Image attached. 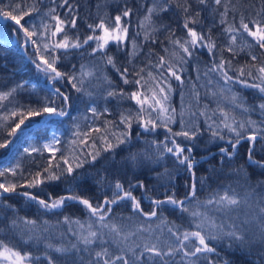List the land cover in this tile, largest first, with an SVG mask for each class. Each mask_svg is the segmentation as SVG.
I'll use <instances>...</instances> for the list:
<instances>
[{
    "label": "snow or ice",
    "instance_id": "1",
    "mask_svg": "<svg viewBox=\"0 0 264 264\" xmlns=\"http://www.w3.org/2000/svg\"><path fill=\"white\" fill-rule=\"evenodd\" d=\"M51 2L56 4V0ZM196 2L203 7L193 12L190 0H154L140 21L138 27L141 31L136 35L143 34L146 42L156 43L154 33L160 29L155 27L153 18L171 11L173 7L182 14L185 35L178 37L175 30L168 28V46L163 47L162 55L150 50L146 66L120 68L107 53L109 44L114 43L119 48L130 43V64L141 47L135 38H129L130 24L125 18L131 17V8L123 9L110 23L104 18L95 24L89 23L87 27L90 33L81 39L78 32H71L77 28L79 17L70 0H60L58 7L66 10L63 17L57 7H49L41 13L38 5H42L43 0H35L30 6L27 0H9L8 4L0 0V17L11 21L15 31L22 33L25 47L31 45L33 55L29 59L36 71L44 75L48 85L47 93L34 104H19L18 107L9 105L14 103L18 91L25 89L27 81L17 83L7 91H0V109L5 110V114L0 116V132L16 137L22 126H26V121L35 117H58L61 121L68 118L72 121L67 141L62 140L63 132H53L45 142L32 143L24 148V154L32 158L33 162L35 156L43 158L44 153H48L43 166L37 164L34 171H25L21 157L11 166L0 167V233L5 232L3 225L6 224L7 229L18 235L22 243L39 245L43 242L44 247L42 256L34 255L30 250L25 251L0 237V264H61L59 257L64 258L63 264H216L213 257L219 255L217 242L226 241L229 248L236 247L249 257L252 255L251 244L258 243L264 247V195L254 199V189L241 193L227 184L212 189L209 196L201 201L198 190L203 189L208 178L196 176L194 169L198 161L193 155L197 139L206 131L209 143L224 142L218 144L221 169L233 160L238 146L245 140L250 143V166L264 169V160L254 159L257 141L264 143V121L258 124L251 119L238 120L233 113L234 108H239L243 113L255 110L243 102L234 91V85L256 89L264 99V62L257 63L259 57L251 51L258 48L264 52V8L250 18L241 13L237 26V9L232 0ZM210 3L214 5L212 11L219 13V23L223 25L222 32L226 39V43L219 47L211 28L205 33L202 28L195 27L201 23V12L206 11ZM221 8L223 11H220ZM230 11L234 13L232 23L228 21ZM86 46L91 49L89 55L100 53L104 67L111 66L123 85L133 86L132 90L115 86L106 73L97 76L96 69L85 65L80 66L79 74L61 69L62 59H66L73 50L78 51ZM245 48L249 49L251 63L239 67L223 55L226 51L234 57L238 50L243 51ZM205 49L212 58L210 66L203 73L198 65L194 66L196 80L189 78L186 84L185 72L189 62L199 50ZM152 55H156L155 61L151 59ZM201 77L204 82L198 86ZM93 79H102L108 85L103 93L106 105L109 100H128L134 103L135 108L121 110L118 121L108 119L112 115L110 109L105 106L101 110L93 93L85 87ZM173 81L181 89L179 114L171 104L175 91ZM63 85H69L71 90L89 98L85 113L72 115L71 95L63 90ZM30 87L35 91V84ZM186 87L189 99L185 105L183 90ZM200 88L205 89V97L214 100L215 108L207 103L201 104ZM222 101H227L231 107H225ZM258 108L264 115V102ZM43 123L47 124L48 121ZM176 124L178 130L173 129ZM133 125H138L142 130L136 134L137 140L145 133H156L160 128L164 129L166 135L162 141L145 139L144 151L129 150L124 163L137 168L157 164L165 158H174V163L183 166V170L192 177L184 199L177 198L174 192L167 194L164 199H154L147 195L146 185L141 180L135 183L129 181L127 185L120 179L107 181L111 195L106 193L99 201L79 193L81 185L78 180L84 174L78 170L84 169L85 165L95 166L105 153L112 154L105 159L114 161L116 149L121 145H131ZM12 142L10 139L0 140V149L8 148ZM165 174L171 178L167 170ZM65 181L68 189L64 195L49 194L47 198H41L29 191H43L44 187L52 183ZM98 183L103 185L105 181L102 178ZM18 188L26 190L17 192ZM136 189L145 190L141 198L133 194ZM14 194L24 197L30 205L35 204L46 213L56 214L69 202L79 204L88 213V218L82 221L65 216L62 222L58 221L57 226L60 223L67 225V232L61 233V239L70 234L75 242L70 240L68 244H54L43 235L53 226L46 220L41 224L35 219L20 217L14 206L7 202L8 196ZM142 199L150 201L151 210L145 211L141 206ZM122 204L130 205L132 213L143 219L134 226L118 222L113 217L114 206ZM165 206L188 214L195 230L180 231L178 226L168 222L162 215ZM8 211L12 212L11 217L7 216ZM210 212L220 214L219 222L218 217L210 215ZM127 219L131 220L132 217ZM157 220L159 222L153 227V222ZM165 229L169 235L167 239H162ZM250 232L254 237L251 241L248 236ZM246 245L249 247L244 251ZM177 256L180 257L179 262L176 261ZM257 257L252 264H264V251L258 252ZM224 264L229 262L225 260Z\"/></svg>",
    "mask_w": 264,
    "mask_h": 264
},
{
    "label": "trees",
    "instance_id": "2",
    "mask_svg": "<svg viewBox=\"0 0 264 264\" xmlns=\"http://www.w3.org/2000/svg\"><path fill=\"white\" fill-rule=\"evenodd\" d=\"M35 0H27V5L30 6ZM154 0H70L75 6L76 13L79 17L77 20V28L72 29V33L79 34L80 38L83 39L90 33L87 25L89 23L95 24L100 18H104L107 22H111L112 19L122 12L123 9L131 8L132 15L130 18H125L128 20L129 27V38H135L137 43L141 45L139 54L135 56L132 63H129L130 56L129 53L132 51L131 44H125L119 48L114 43H110L107 48V53L111 55L120 68H131L133 65L136 66H146L149 62V52L163 54V47L168 46V31L167 29H173L176 32V36H183L185 32L182 28L183 18L180 11L176 10L175 7L171 11L161 13L154 16V25L159 28L160 31L155 32L154 36L157 38L156 43L146 42L144 40L143 34L137 36L136 33L140 32L141 29L138 27L140 21L144 18L147 13V9L152 6ZM3 4H8L9 0H2ZM60 0H56V4H52L51 0H43L40 7L41 13L47 11L49 7H57V11L62 15H65V9L59 8L58 5ZM192 4V10L201 9L203 6L199 5L196 0H190ZM232 3L236 6L235 12V23L238 26L239 18L241 13L245 17L255 16L262 8H264V0H232ZM214 5L211 3L206 11L201 12L199 25H195L198 29L202 28L205 33L211 28L212 36L216 39L217 46H221L226 43L225 36L222 32L223 25L219 23L220 16L218 12H213L212 8ZM220 11H223L221 8ZM35 15V14H34ZM233 15L231 11L228 14V21L233 22ZM0 17V91H7L9 88L14 87L17 83L27 81L25 84V89L18 91L14 98V103L9 105V107H18L19 104H29L43 97L48 91V85L46 83V78L42 73L36 71L35 66L31 63L29 57L33 55V49L31 45L25 47L24 39L22 33L18 34L15 31V26L11 21L2 23ZM26 19H29L26 17ZM38 20V17H37ZM164 26H167L165 28ZM250 39V38H248ZM91 43V42H90ZM90 48L87 46L80 50H73V52L66 58L62 59L60 67L62 70L75 71L79 74L80 66L85 65L87 68L96 69L97 76L102 73H106L114 82L115 86L122 87L127 90H132L131 85H123L122 81L119 79L118 74L108 66L104 67V62L100 59L101 54L97 53L95 56L88 54ZM253 54L259 57V62H264V52L258 48L251 50ZM249 49L245 48L243 51L238 50V54L234 57L228 53L224 52L223 55L227 58L232 59L234 66H241L247 63H251L250 57L248 55ZM156 55H152L151 59L156 60ZM212 58L207 53V50H199L197 55L192 58L187 66L185 72L186 84L190 78L192 81L196 80L197 72L194 66L199 67L200 72L206 70V67L210 66ZM75 65L73 69L72 66ZM154 71V70H153ZM203 77L198 82L203 83ZM222 83V81H221ZM35 84V91L31 89L30 85ZM175 91L173 92L171 98V104L176 109L177 113L181 111V89L176 87V82L173 81ZM63 90L70 92L72 99V108L70 109L73 116H77L81 113H85L89 106V98L80 93H76L75 90H71L69 85H63ZM89 91L93 93L95 102L97 106L102 110L107 106L112 115L108 116V119L119 120V112L123 109L135 108L132 101L124 100H109L107 105L103 99V93L107 89L108 85L104 84L103 80L93 79L91 83L85 85ZM234 91L241 97L243 102L250 108H254V111L243 113L239 108H234L233 113L236 115L238 120L251 119L256 121L258 124L264 121V115H261L258 105L264 102L261 94L256 89H249L241 87L240 85H234ZM185 92V105L188 102L189 96L188 88L186 87ZM201 92V104L207 103L210 107L215 108L216 103L212 98L205 97V89L200 88ZM18 102V103H16ZM7 103V102H5ZM225 107H231L227 101H222ZM5 114L4 109H0V116ZM90 115V114H89ZM179 119V116H177ZM47 120L48 123L45 124L43 121ZM72 121L68 118H64L63 121L58 117H35L26 121V126H22V130L18 132L16 137L7 136L6 132H0V140L10 139L12 144L6 149H0V167L11 166L16 163L17 160L22 159V164L25 171L31 169L35 170L37 164L43 166L45 164L48 153H44V157L35 156V162L32 158H29L24 154L23 150L28 147L29 144H41L46 141L48 137L51 136L53 132H63V141H67L70 138V126ZM203 127V119L200 121ZM178 124L173 125L174 130H178ZM142 130L138 125H133V139L131 145H121L120 148L116 149L117 155L114 161L105 159V157H111V153H105L99 161H97L95 166L85 165L84 169H79L78 172L84 175L78 180L81 185L79 193L92 199L93 201L102 200L104 195L107 193L111 195L110 190L107 188V181L120 179L123 183L127 185L129 181L135 183L137 180H141L145 183L147 189V195L154 199H164L167 194L174 192L179 199H184L187 193V187L190 184L192 177L191 174L183 170V166H178L174 163V158H165V160L160 161L157 164H147V166H141L137 168H132L130 165L124 163V159L129 155V150L131 152H142L146 148L144 140L147 139L151 141L152 139H157L158 141L164 140L166 132L163 128L157 130L154 134L145 133L139 140L136 139V134ZM182 139V138H181ZM209 135L205 131L204 135L197 139L194 147L193 155L195 156L198 163L195 166L196 176L207 177V183L204 185L202 190H198V196L201 201L205 200L212 189H215L222 185L231 184L233 188L237 191L244 193L245 191L254 192V199L259 195H264V169H260L254 165L249 164L248 161V149L250 143L248 141H242L238 146L237 153L232 161L227 162L226 165L221 169L219 162V151L218 144H223V141L218 143H209ZM227 147V145H224ZM63 147V144L61 145ZM150 150V149H149ZM59 155V154H57ZM254 159L264 160V143L259 140L256 143ZM171 174V178L169 175ZM239 170V171H236ZM103 178L105 183L101 185L98 183ZM68 189L67 182H55L46 187L43 191L39 189H30L34 193H37L41 198H47L49 194L52 196H60L66 194ZM26 189L18 188L17 192L25 191ZM145 190L136 189L134 190V195L137 198H141ZM7 202L12 204L17 210L20 217H27L29 219H35L38 223L43 221H48L51 227L48 232L43 233L45 237L50 239L54 244H68L74 238L68 234L63 240L61 239V233L67 232V225L60 223L57 226V222H62L65 216L72 217L73 219L87 220L88 213L83 208L82 205L69 202L64 209L57 210L56 214L52 212H44L43 209H39L35 204H31L26 201L24 197L19 195L8 196ZM141 206L145 211H149L152 205L148 199H142ZM211 212L209 213L212 215ZM159 215V213H158ZM163 217L170 223H174L179 227L180 231L184 230H195L192 223V218L186 213H180L178 211H173L171 206H165V210L162 213ZM8 217L12 216V212L8 211ZM113 217L120 223L133 225L139 223L143 218L136 217L131 210L130 205L124 206H114ZM132 217L131 220L127 219ZM153 222V227L156 223ZM219 222V217H218ZM5 232L0 233V237L8 240L10 243L17 245L25 251H31L34 255H43L44 247L43 242L39 245L36 244H24L21 242L18 235L14 234L11 230H8L6 224ZM158 231V230H157ZM27 235V234H26ZM249 240H253V234L250 232L248 234ZM218 256H214L213 259L216 264H224L227 260L229 264H252L253 261L258 259L257 253L264 251L258 243H253L250 245L252 255L246 256L244 252L237 250L236 247L229 248L227 242H217L216 243ZM248 245L245 246V250H248ZM57 255L58 254H54ZM61 264H63V257H59ZM180 257H176V261L179 262ZM204 264V262H202Z\"/></svg>",
    "mask_w": 264,
    "mask_h": 264
},
{
    "label": "rangeland",
    "instance_id": "3",
    "mask_svg": "<svg viewBox=\"0 0 264 264\" xmlns=\"http://www.w3.org/2000/svg\"><path fill=\"white\" fill-rule=\"evenodd\" d=\"M211 213V212H210ZM212 216H216V217H219L220 218V214L219 213H216V212H214V213H212ZM158 231H157V234H159V229H157ZM168 233H167V229H165L164 230V233H163V235H162V239H167L168 238Z\"/></svg>",
    "mask_w": 264,
    "mask_h": 264
}]
</instances>
